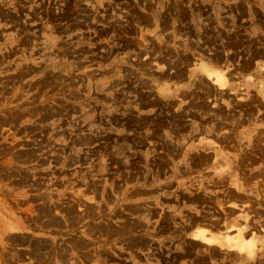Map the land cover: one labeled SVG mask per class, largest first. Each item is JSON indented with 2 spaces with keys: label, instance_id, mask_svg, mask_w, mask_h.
Returning <instances> with one entry per match:
<instances>
[{
  "label": "rangeland",
  "instance_id": "374dc122",
  "mask_svg": "<svg viewBox=\"0 0 264 264\" xmlns=\"http://www.w3.org/2000/svg\"><path fill=\"white\" fill-rule=\"evenodd\" d=\"M161 2L173 5L160 16L186 17L190 0H0V264H181L239 230L246 240L250 206L194 245L185 217L164 212L197 189L169 180L175 108L215 119L220 101L201 78L187 100L166 99L154 69L188 59L181 34L152 30Z\"/></svg>",
  "mask_w": 264,
  "mask_h": 264
},
{
  "label": "crops",
  "instance_id": "0c3cea01",
  "mask_svg": "<svg viewBox=\"0 0 264 264\" xmlns=\"http://www.w3.org/2000/svg\"><path fill=\"white\" fill-rule=\"evenodd\" d=\"M171 5H158L157 17H151L152 30L162 32L160 36L181 34L175 50L188 60L154 69L165 78L160 87L166 99L187 100L199 78L209 80L216 86L212 96L220 101V113L204 120L199 115L192 118L194 113L183 105L175 108L183 110L180 125L171 131L180 152L169 180L197 189L185 194L184 204H171L164 212L178 221L185 217L182 227L189 245L203 244L198 235L204 230L218 240V234L240 223V212L248 206L255 214L251 229L244 233L252 248L240 253L206 245L205 252L185 253L181 264H264V0H190L181 21L160 16ZM198 132L213 133L217 145H206ZM198 196L212 203L218 217L196 204Z\"/></svg>",
  "mask_w": 264,
  "mask_h": 264
},
{
  "label": "bare ground",
  "instance_id": "6f19581e",
  "mask_svg": "<svg viewBox=\"0 0 264 264\" xmlns=\"http://www.w3.org/2000/svg\"><path fill=\"white\" fill-rule=\"evenodd\" d=\"M241 106V105H240ZM260 108V107H259ZM249 110V108H248ZM226 115V114H225ZM210 123V122H209ZM260 141V140H259ZM260 151H261V148H260ZM259 152V151H258ZM240 156V155H239ZM174 157V156H173ZM262 158V157H261ZM250 159V158H249ZM197 160V159H196ZM204 159H202V162H203ZM264 161V159H263ZM201 162V163H202ZM251 162V161H250ZM253 162V161H252ZM259 162V160H258ZM257 162V163H258ZM245 163V162H244ZM252 164V163H251ZM254 164H256V162H254ZM262 174V173H261ZM264 176V175H263ZM240 188V187H239ZM242 230H239L238 234H236V240H235V243L233 244H230L227 246V251H238L240 253H243L245 251V248H246V245H250L251 248L254 246L252 244V242H250V244H246L245 240L243 239V236H242ZM239 237V238H238ZM235 238V237H234ZM227 242V241H226ZM219 245V244H218ZM238 245V246H236ZM220 246V245H219ZM222 247V246H220Z\"/></svg>",
  "mask_w": 264,
  "mask_h": 264
}]
</instances>
